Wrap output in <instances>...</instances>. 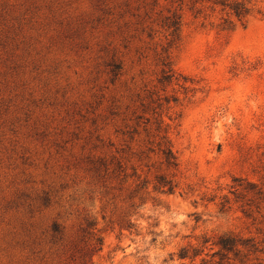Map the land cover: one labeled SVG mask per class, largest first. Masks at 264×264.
Masks as SVG:
<instances>
[{"label": "rangeland", "instance_id": "obj_1", "mask_svg": "<svg viewBox=\"0 0 264 264\" xmlns=\"http://www.w3.org/2000/svg\"><path fill=\"white\" fill-rule=\"evenodd\" d=\"M228 1L0 0V264H264V0Z\"/></svg>", "mask_w": 264, "mask_h": 264}, {"label": "trees", "instance_id": "obj_2", "mask_svg": "<svg viewBox=\"0 0 264 264\" xmlns=\"http://www.w3.org/2000/svg\"><path fill=\"white\" fill-rule=\"evenodd\" d=\"M227 2L229 1L228 0H218V3L229 6V9L232 11V13H234L235 16H237L239 19H242L243 17H245L250 11L249 7H247V5L244 2H241V1H233L230 3H227ZM172 26H176L174 30V32H176V30H178L179 28L178 20L174 21ZM167 65H168V70L164 74V77H163L164 80L170 79L172 77V74H171L172 68L170 67V63H167ZM162 123L163 121L160 120L159 127H158L160 130L162 129ZM157 146L159 150L158 153L161 155V157L163 158V162H165L168 167L178 165V159H177L176 153L173 150L172 141L168 135L167 129H165L163 135H161L160 140L157 143ZM99 161H100L99 165H97L98 171H103L105 174L115 173V172L119 174L123 173L122 175H124V177L127 176L126 168L122 160H117V162H114V161L109 162L106 159L100 158ZM135 174H137V170L135 171ZM176 186H177V183L174 181V179L169 178L163 174L157 175L156 181L154 183L155 189L159 191H163V192H174ZM218 244L222 247V249L230 250L234 248L235 246H237L239 242L234 237L229 236L228 238H226L225 236H221L218 241ZM186 249L187 248L181 249V252L179 254L181 258H185L188 256Z\"/></svg>", "mask_w": 264, "mask_h": 264}]
</instances>
